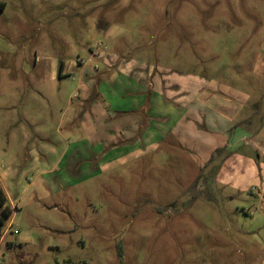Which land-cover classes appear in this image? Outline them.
<instances>
[{
  "label": "rangeland",
  "instance_id": "1",
  "mask_svg": "<svg viewBox=\"0 0 264 264\" xmlns=\"http://www.w3.org/2000/svg\"><path fill=\"white\" fill-rule=\"evenodd\" d=\"M1 1L0 173L13 175L0 264H264V164L171 136L157 149L106 146L105 103L94 130L70 127L97 52L113 51L109 23L125 56L165 80H204L198 102L263 145L264 0ZM79 139L93 172L40 176Z\"/></svg>",
  "mask_w": 264,
  "mask_h": 264
},
{
  "label": "crops",
  "instance_id": "2",
  "mask_svg": "<svg viewBox=\"0 0 264 264\" xmlns=\"http://www.w3.org/2000/svg\"><path fill=\"white\" fill-rule=\"evenodd\" d=\"M104 31L108 41L114 43L113 51L102 52V66L86 74L82 90L85 102L76 108L70 127H78L82 123L85 128L105 103L108 106L107 111L102 108L106 113L104 122L112 127L99 126L95 133L104 136L101 142L106 146L111 145L122 151L157 149L160 143L171 136L174 138L172 143L188 141L207 146L212 151V158L222 157L228 164L233 160L238 163L244 159L264 164V144L257 146L254 139L249 141L246 139L247 132L240 130V127L232 128L223 117L209 113L198 102V93L206 83L204 80L197 87L196 79L191 75L181 74L179 78L171 76L167 80L157 73L152 75V70L141 59L132 60L124 55L126 44L115 43V29L109 23ZM77 64L82 65L81 62ZM62 72L60 74L59 70L56 75L62 77ZM94 127L92 122L93 130ZM241 127L246 125L242 123ZM89 143L87 139L67 143L61 160L55 163V169L47 173L40 172V176L50 182L59 178L60 182L66 184L71 182L69 174L80 176L78 172L84 168L93 172L91 166L97 165H91L89 161H97V158L91 153ZM30 165L39 170L38 162H31ZM12 175V172H1V186L3 181L11 180ZM260 178L264 186V176Z\"/></svg>",
  "mask_w": 264,
  "mask_h": 264
},
{
  "label": "trees",
  "instance_id": "3",
  "mask_svg": "<svg viewBox=\"0 0 264 264\" xmlns=\"http://www.w3.org/2000/svg\"><path fill=\"white\" fill-rule=\"evenodd\" d=\"M4 9H5V4L0 0V12L4 11ZM62 69H63V64L61 63L60 74L62 72ZM11 215H12V211L7 204V197L0 183V238L3 235V232L5 230V225L9 220V218L11 217Z\"/></svg>",
  "mask_w": 264,
  "mask_h": 264
},
{
  "label": "built area",
  "instance_id": "4",
  "mask_svg": "<svg viewBox=\"0 0 264 264\" xmlns=\"http://www.w3.org/2000/svg\"><path fill=\"white\" fill-rule=\"evenodd\" d=\"M95 54H96V53H95ZM97 54H98V56L100 57V56L102 55V52H101V53L97 52ZM263 201H264V197H263Z\"/></svg>",
  "mask_w": 264,
  "mask_h": 264
}]
</instances>
